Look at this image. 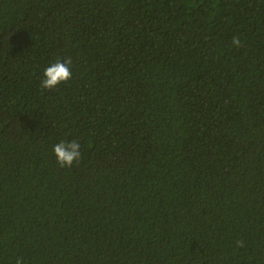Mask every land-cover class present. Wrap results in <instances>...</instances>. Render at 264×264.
I'll return each instance as SVG.
<instances>
[{
  "label": "trees",
  "instance_id": "1",
  "mask_svg": "<svg viewBox=\"0 0 264 264\" xmlns=\"http://www.w3.org/2000/svg\"><path fill=\"white\" fill-rule=\"evenodd\" d=\"M0 264H264V0H0Z\"/></svg>",
  "mask_w": 264,
  "mask_h": 264
},
{
  "label": "clouds",
  "instance_id": "2",
  "mask_svg": "<svg viewBox=\"0 0 264 264\" xmlns=\"http://www.w3.org/2000/svg\"><path fill=\"white\" fill-rule=\"evenodd\" d=\"M233 45L235 47L241 46L240 38L233 37ZM72 60L67 59H57L54 63L48 66L43 73L44 78L41 81L42 89L52 90L56 88L61 83H66L72 79ZM81 146L76 140L71 142L65 140L54 145L53 152L57 159V163L61 168L67 167L71 168L75 162H78L81 158ZM238 246L242 247L243 242H239Z\"/></svg>",
  "mask_w": 264,
  "mask_h": 264
}]
</instances>
